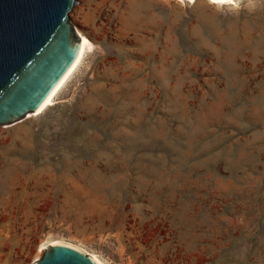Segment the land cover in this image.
Listing matches in <instances>:
<instances>
[{"label":"rangeland","instance_id":"rangeland-1","mask_svg":"<svg viewBox=\"0 0 264 264\" xmlns=\"http://www.w3.org/2000/svg\"><path fill=\"white\" fill-rule=\"evenodd\" d=\"M68 16L80 63L0 125V264L53 241L102 264H264V0Z\"/></svg>","mask_w":264,"mask_h":264},{"label":"water","instance_id":"water-1","mask_svg":"<svg viewBox=\"0 0 264 264\" xmlns=\"http://www.w3.org/2000/svg\"><path fill=\"white\" fill-rule=\"evenodd\" d=\"M75 0H0V125L36 112L74 63L80 37L69 22ZM33 264H98L64 243Z\"/></svg>","mask_w":264,"mask_h":264},{"label":"bare ground","instance_id":"bare-ground-1","mask_svg":"<svg viewBox=\"0 0 264 264\" xmlns=\"http://www.w3.org/2000/svg\"><path fill=\"white\" fill-rule=\"evenodd\" d=\"M212 2L215 3H227V2H231L232 0H211ZM80 37V49H79V53L74 61V63L71 65V67L68 69V71L65 73V75L62 77V79L59 81V83L55 86V88L51 91V93L48 95V97L45 99V101L43 102V104L39 107V109L35 112V113H30L28 115H33L36 113L41 112L47 105H49L54 96L56 95V93L58 92V90L63 86V84L66 82V80L68 79V77L71 75V73H73V71L75 70V68L77 67V65L80 63V60L83 56V53L86 51V49L89 47V41L86 37H84L83 35L79 34ZM54 243H62L59 241H53V242H49V244H54ZM47 244V243H46ZM47 246V245H46ZM42 247L44 248L43 244ZM41 247V248H42ZM76 248V247H75ZM78 249V248H77ZM98 264H102L101 261H99L97 258H93Z\"/></svg>","mask_w":264,"mask_h":264}]
</instances>
